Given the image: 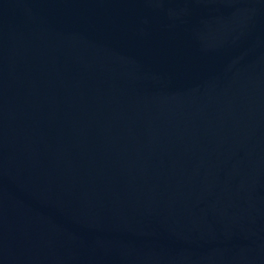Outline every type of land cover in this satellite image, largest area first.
I'll list each match as a JSON object with an SVG mask.
<instances>
[{
	"label": "water",
	"instance_id": "95a60500",
	"mask_svg": "<svg viewBox=\"0 0 264 264\" xmlns=\"http://www.w3.org/2000/svg\"><path fill=\"white\" fill-rule=\"evenodd\" d=\"M0 264H264V0H0Z\"/></svg>",
	"mask_w": 264,
	"mask_h": 264
}]
</instances>
